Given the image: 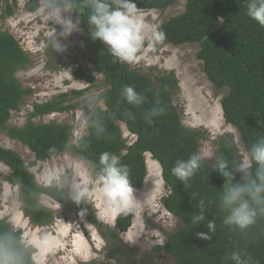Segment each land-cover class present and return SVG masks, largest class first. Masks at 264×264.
Returning <instances> with one entry per match:
<instances>
[{
	"label": "trees",
	"instance_id": "trees-1",
	"mask_svg": "<svg viewBox=\"0 0 264 264\" xmlns=\"http://www.w3.org/2000/svg\"><path fill=\"white\" fill-rule=\"evenodd\" d=\"M2 1L6 0H0V9ZM134 2L138 8L165 9L174 0ZM29 9L36 10L35 1L29 3ZM88 12L83 9L81 15L74 14L81 23L88 60L95 72L104 76L108 88L102 97L105 108L93 105L87 121V134L72 152L90 164L94 175L100 170L102 153L116 155L121 164L128 167L129 180L135 189H140L145 182L148 174L146 153L152 154L160 163L163 179L170 190L162 199L163 205L182 221L180 229L168 234L164 245L156 249L168 251L175 257L176 264H235L227 259L233 251L242 252L245 258L250 257V264H264V215H258L256 223L245 231L232 230L222 222L227 214L219 208L224 177L214 170V165L218 157L228 162L230 171H235L242 163L234 138L222 136L212 162L204 160L199 171L189 180L190 187H185L172 175L171 169L177 160H187L200 151V141L205 133L182 122L173 97L179 90L175 73L158 75L153 81L129 63L114 61L102 42L91 39ZM12 13V7L8 6L7 15ZM159 33L163 43L200 46L196 54L209 81L218 91L228 89L222 99L224 117L238 130L247 153L258 138L264 137V27L247 16V0H186L184 12L163 23ZM24 51L20 42L0 27V130L30 148L37 160L46 161L70 150L72 126L55 122L35 123L32 119L18 127L8 123L12 111L19 110L30 93L17 77V72L26 70L30 64V56ZM75 77L90 84L96 81L94 75L81 68L75 70ZM125 85L134 87L145 97L142 105L133 106L126 102L121 96ZM75 93L82 94L80 91ZM67 101L64 93L36 104L31 117L74 108V105L66 104ZM154 106L162 107L164 113L148 124L145 114ZM96 122L102 125L103 131L97 130ZM121 123L136 135L132 144L123 138ZM0 161L11 169L10 181L19 185L22 210L33 225L49 226L54 221V213L40 202L42 195L59 203L64 214L78 215L85 209L82 204H75L63 190L38 184L17 151L0 145ZM239 181L240 174L237 173L233 182ZM1 193L0 186V196ZM201 199L205 201L206 219L194 225L191 216L198 212L196 205ZM84 217L104 230L92 212L87 210ZM208 220H215L214 233L207 228ZM131 221L130 212L119 215L114 230L107 227L106 232L102 231L107 242L122 243L119 232L127 231ZM9 227L7 221L0 220V230ZM200 232L208 234L211 239L199 238L197 233ZM17 235H20L18 231ZM26 264H31V260L28 259Z\"/></svg>",
	"mask_w": 264,
	"mask_h": 264
},
{
	"label": "rangeland",
	"instance_id": "rangeland-1",
	"mask_svg": "<svg viewBox=\"0 0 264 264\" xmlns=\"http://www.w3.org/2000/svg\"><path fill=\"white\" fill-rule=\"evenodd\" d=\"M32 1L36 3L35 11L29 9V3ZM42 4L43 0L1 2L0 27L11 33L20 42L24 52L30 56L28 68L17 72V77L30 93L21 108L12 111L8 123L18 127L32 119L35 123L55 122L71 125L70 150L58 157L40 161L30 148L9 138L1 130L0 145L13 149L22 156L38 184L57 187L68 195L73 183L79 179L78 171L87 170L92 177L96 176L90 164L75 155L72 150L87 134V121L93 105L98 104L105 108L102 97L108 86L104 76L95 72L88 60L80 21V31L73 32L65 38L60 35L62 26L45 19V14L38 11ZM8 6L13 9L11 15H7ZM185 6L186 0H174L165 9L140 8L146 13L155 29L145 40L138 60L129 65L150 76L153 81L158 75L175 73L179 90L173 95L174 102L180 110L182 122L191 129L205 133V137L200 141V151L210 150L213 153L210 159L205 160L212 162L218 150L220 138L231 135L243 161L246 151L242 138L238 130L226 121L224 111L222 114V99L228 89L218 91L209 81L203 63L196 54L200 46L198 44L174 46L162 42L159 33L162 24L184 12ZM72 19L74 22L77 19L74 12ZM56 41L64 49L63 51H57ZM77 68L94 75L95 83L90 84L85 79H77L75 77ZM75 91H80L82 94L75 93ZM64 93L67 94L68 99L66 104L74 105V108L31 117L36 104L45 103ZM120 125L123 138L128 144H132L136 140V135L131 134L124 123ZM146 162L148 174L145 182L140 189L134 188L137 190L134 191L137 202L130 212L131 226L127 231L119 232V239L122 243H108L102 232H106L107 227L114 230L116 219L114 223L100 220L101 227L104 229L101 230L85 217L81 219L74 213L64 214L59 203L47 195H42L40 202L54 213V221L49 226L33 225L22 210L20 187L10 181L12 171L1 161L0 220L8 222L10 218L15 217L20 236L37 232L39 234L51 233L55 236L64 221L78 223L82 229L85 223H91L102 238L103 244L97 248L91 235L84 229L91 248V259L88 264H176L174 256L166 250L158 251L156 247L164 245L167 235L180 229L182 221L163 205L162 199L169 194L170 190L163 179L160 163L153 158L151 153H146ZM81 204L95 214V209L91 204L83 202ZM71 236L70 232L61 247H53L51 252H47L38 259H43L44 264H82L79 256L73 253L71 244L68 243Z\"/></svg>",
	"mask_w": 264,
	"mask_h": 264
},
{
	"label": "clouds",
	"instance_id": "clouds-1",
	"mask_svg": "<svg viewBox=\"0 0 264 264\" xmlns=\"http://www.w3.org/2000/svg\"><path fill=\"white\" fill-rule=\"evenodd\" d=\"M83 9L89 10L87 22L91 39L102 42L114 61L132 64L138 60L145 40L155 26L134 0H43L38 11L45 14V19L61 25L60 35L66 38L73 32L80 31L79 19L74 22L72 13L78 12L81 15ZM247 16L264 27V0H247ZM219 19L223 20L222 17ZM56 47L57 51L64 50L57 41ZM121 96L133 106H140L145 101L142 94L128 85L122 88ZM163 113L162 107L154 106L145 114V120L152 124L153 118ZM128 115L133 118L131 113ZM96 127L98 131H103L99 122H96ZM212 155L210 150H205L193 153L187 160H177L171 169L172 175L185 187H190L189 180L199 171L202 162ZM99 164L101 167L95 177L87 170L78 171L79 179L73 183L68 195L77 205L82 202L91 204L98 220L114 223L116 217L135 208L137 199L129 180V169L121 164L119 157L104 152L100 155ZM214 170L224 177L219 197V208L227 213L223 217V224L232 230L245 231L256 223L258 215H264V137L252 144L235 171L229 170L228 162L223 157L217 158ZM237 173L240 174V181L234 183ZM204 205L203 199L196 205L198 212L191 216L192 224L199 225L206 219ZM86 212V209L79 212L81 219ZM8 224L9 228L0 230V264H26L28 259L31 264H44V260L38 257L51 252L53 247H61L70 232L72 236L68 243L71 244L73 253L79 256L82 264H88L91 248L84 229L91 235L97 248L103 244L91 223H85L82 229L78 223L64 221L55 236L38 232L20 236L17 235L15 217L10 218ZM207 228L214 233L215 220H208ZM197 236L205 240L211 239L204 232L197 233ZM227 259L235 264H250L251 260L239 251H233Z\"/></svg>",
	"mask_w": 264,
	"mask_h": 264
},
{
	"label": "bare ground",
	"instance_id": "bare-ground-1",
	"mask_svg": "<svg viewBox=\"0 0 264 264\" xmlns=\"http://www.w3.org/2000/svg\"><path fill=\"white\" fill-rule=\"evenodd\" d=\"M204 104H205V103L203 102V106H204ZM202 108H203V107H202ZM220 109L222 110L221 107H220ZM206 113H207V112H206ZM222 114H223V110H222ZM207 116H208V115H207ZM218 121H219V120H218ZM215 123H217V121H216ZM218 123H219V122H218ZM219 124H220V123H219ZM216 125H217V124H216ZM147 154H149V153H147ZM134 191H137V190L134 189ZM22 222H23V221H22ZM128 234H129V233H128ZM129 237H131V235H129Z\"/></svg>",
	"mask_w": 264,
	"mask_h": 264
}]
</instances>
